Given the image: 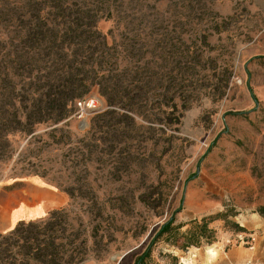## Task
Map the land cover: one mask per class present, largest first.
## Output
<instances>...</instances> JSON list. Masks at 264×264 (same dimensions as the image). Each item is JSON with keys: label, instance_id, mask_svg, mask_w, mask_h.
Listing matches in <instances>:
<instances>
[{"label": "rangeland", "instance_id": "374dc122", "mask_svg": "<svg viewBox=\"0 0 264 264\" xmlns=\"http://www.w3.org/2000/svg\"><path fill=\"white\" fill-rule=\"evenodd\" d=\"M46 1L30 0L24 9L29 0H0L2 230L4 220L14 219L2 233L19 221L38 220L70 204L74 211L91 206L64 192L71 181L82 183L85 177L76 174L84 169L81 163H75L79 169L64 166L78 153L76 140L64 136L70 130L83 137L110 109L95 88L84 98L94 100L96 108L82 118L76 104L74 115L58 125L25 120L20 125L15 120L16 109H22V116L33 108L38 93L47 95L37 77L53 74L47 62L39 66L37 50L21 40L23 15L37 20L48 12ZM249 2L165 0L157 8L150 2L140 12L133 10V1L115 20L99 23L110 59L90 62L81 75L94 82L127 80L128 100L137 113L118 111L125 129L117 140L99 134L103 139L97 162L86 178L94 208L104 216L100 224L93 222L99 225V236L96 244L89 242L82 264H133L153 230L173 215L174 226L185 225L181 232L194 220L207 221L216 241L182 250L183 237H164L149 264H197L204 255L214 262L232 245L248 247L239 235L240 223L264 206V19L256 17ZM111 3L116 6L115 0ZM27 53L31 58L24 62L21 57ZM48 54L43 51L45 61ZM116 58H121L119 64ZM139 86L145 87L142 94L136 91ZM43 99L47 120L48 97ZM55 128L64 129L53 134ZM54 135L62 138L60 147L52 144ZM31 169L46 178L33 176ZM27 211L38 214L16 215ZM210 247L219 249L215 258Z\"/></svg>", "mask_w": 264, "mask_h": 264}, {"label": "trees", "instance_id": "16d2710c", "mask_svg": "<svg viewBox=\"0 0 264 264\" xmlns=\"http://www.w3.org/2000/svg\"><path fill=\"white\" fill-rule=\"evenodd\" d=\"M115 1L116 6L112 5L111 0H49L46 7L48 12L38 16L37 20L30 13L23 15L22 42L37 50L39 66L42 67V64L47 62L53 74L37 77L38 84L48 88L47 95L38 93L37 99H32L33 108L22 116L20 115L22 109H16L15 120L20 125H23L22 120L36 125L47 121L58 125L69 120L76 112V103L82 98L85 100L84 97L95 88H98L110 109L93 121L90 131L83 137L75 136L70 130H67L64 136L69 141L76 140L78 146L76 158L68 159L64 166L71 164L74 165L73 169H79V165L75 163H81L84 169L77 171L76 174L82 176L85 173V177H81L84 179L82 183L71 181V185L64 192L74 201L91 202V206L84 211L78 208L74 211L70 204L68 207L50 211L41 219L22 220L12 230L6 233L0 232V264H82L90 250L89 242L92 240L94 244L97 243L99 225H92L97 221L100 224L104 215L100 209L96 211L94 208L97 205L95 196L86 177L90 175V168L97 162L95 154L103 139L99 134L103 133L105 140H117L125 129L118 111L120 109L131 113L137 111L135 104L128 100V89L131 84L127 80L120 82L115 80L114 83L86 81L81 73L83 67L90 65V62L96 64L110 59L105 51L110 48L107 38L98 28L102 20H115L120 14V9L128 2L135 1L137 7L133 10L143 12L144 8L150 7V2H153V8H157L165 0ZM29 5L30 0L23 8ZM45 50L49 51L47 61L43 56ZM21 58L24 62H28L31 58L30 53ZM120 59L116 58L115 63L119 64ZM17 62L19 65V59ZM127 67L128 65H125V68ZM40 71L42 74L45 72L44 69ZM144 88V86L136 87V91L142 94ZM44 96L48 97L47 120L43 117V104L47 99H43ZM252 97L255 99L253 93ZM65 126L68 127V122ZM63 129L55 128L53 134L60 133ZM19 131L32 133V129ZM61 143V137L57 135L52 137L53 145L60 147ZM86 145L87 152L84 151ZM28 172L33 176L46 178L45 174L33 169ZM257 213L264 217V206L260 207ZM85 215L88 222H85ZM175 220L173 215L159 229L153 230L149 245L145 251L137 255L133 264H149L155 246L164 237L168 239L183 237L184 241L179 246L182 250L191 247L200 248L204 242L211 245L216 241L214 230L209 227L207 221L194 220L188 224L190 228L187 231L181 232L185 225L176 227Z\"/></svg>", "mask_w": 264, "mask_h": 264}, {"label": "crops", "instance_id": "0c3cea01", "mask_svg": "<svg viewBox=\"0 0 264 264\" xmlns=\"http://www.w3.org/2000/svg\"><path fill=\"white\" fill-rule=\"evenodd\" d=\"M249 3L251 10L256 14V17L264 19V0H250ZM261 34H264V27L262 28ZM25 212H20L16 215L32 216L35 213L38 214V212L33 211H27L28 214H25ZM10 221L11 223H14V219L4 220V229L2 230V225H0V232L6 231L5 229L11 224ZM240 227L242 228V231L239 235L242 238H246L244 244H247L248 247L232 245L228 249V252L225 253L224 258H220L214 262H208L207 257L204 255L203 258L198 259L197 264H243L247 262L264 264V217L256 212L244 218L243 222L240 223Z\"/></svg>", "mask_w": 264, "mask_h": 264}, {"label": "built area", "instance_id": "2783aa9c", "mask_svg": "<svg viewBox=\"0 0 264 264\" xmlns=\"http://www.w3.org/2000/svg\"><path fill=\"white\" fill-rule=\"evenodd\" d=\"M76 104H77V108H78L77 115L79 118H82V116L84 115V113L87 110H92V109L96 108L95 101L91 100V99H85L82 101H78ZM243 264H254V263L247 262V263H243Z\"/></svg>", "mask_w": 264, "mask_h": 264}, {"label": "bare ground", "instance_id": "6f19581e", "mask_svg": "<svg viewBox=\"0 0 264 264\" xmlns=\"http://www.w3.org/2000/svg\"><path fill=\"white\" fill-rule=\"evenodd\" d=\"M208 250H209V254H210V256H211L212 258H215V256L218 255V252H216V248L213 249L212 247H210Z\"/></svg>", "mask_w": 264, "mask_h": 264}, {"label": "water", "instance_id": "95a60500", "mask_svg": "<svg viewBox=\"0 0 264 264\" xmlns=\"http://www.w3.org/2000/svg\"><path fill=\"white\" fill-rule=\"evenodd\" d=\"M122 258H123V256H122Z\"/></svg>", "mask_w": 264, "mask_h": 264}]
</instances>
